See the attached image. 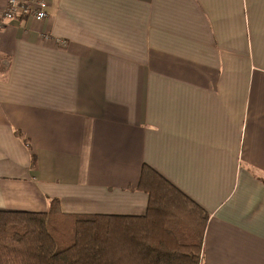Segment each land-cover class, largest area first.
I'll return each instance as SVG.
<instances>
[{"label": "crops", "instance_id": "crops-1", "mask_svg": "<svg viewBox=\"0 0 264 264\" xmlns=\"http://www.w3.org/2000/svg\"><path fill=\"white\" fill-rule=\"evenodd\" d=\"M46 1L0 28V209L140 215L146 164L200 264H264V0Z\"/></svg>", "mask_w": 264, "mask_h": 264}, {"label": "trees", "instance_id": "trees-1", "mask_svg": "<svg viewBox=\"0 0 264 264\" xmlns=\"http://www.w3.org/2000/svg\"><path fill=\"white\" fill-rule=\"evenodd\" d=\"M136 189L140 215L0 209V264H200L207 211L146 164Z\"/></svg>", "mask_w": 264, "mask_h": 264}, {"label": "built area", "instance_id": "built-area-1", "mask_svg": "<svg viewBox=\"0 0 264 264\" xmlns=\"http://www.w3.org/2000/svg\"><path fill=\"white\" fill-rule=\"evenodd\" d=\"M46 0H7L0 15V28L17 16H29L34 21H42L47 16Z\"/></svg>", "mask_w": 264, "mask_h": 264}, {"label": "rangeland", "instance_id": "rangeland-1", "mask_svg": "<svg viewBox=\"0 0 264 264\" xmlns=\"http://www.w3.org/2000/svg\"><path fill=\"white\" fill-rule=\"evenodd\" d=\"M6 1H7V0H6ZM6 1H5V4H6ZM47 2H48V1H47ZM4 7H5V5H4ZM4 7H3V9H4ZM3 9H2V11H3ZM1 14H2V12L0 13V15H1ZM3 65H4V64H3ZM3 65H2V66H3Z\"/></svg>", "mask_w": 264, "mask_h": 264}]
</instances>
